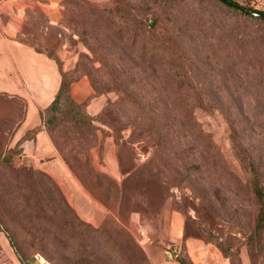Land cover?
Listing matches in <instances>:
<instances>
[{
    "label": "rangeland",
    "instance_id": "obj_1",
    "mask_svg": "<svg viewBox=\"0 0 264 264\" xmlns=\"http://www.w3.org/2000/svg\"><path fill=\"white\" fill-rule=\"evenodd\" d=\"M233 1L264 11V0ZM28 5L19 39L56 58L65 79L86 81L89 94L77 103L94 119L90 131L74 127L59 106L52 137L59 144L68 137L80 141L78 157L88 156L106 179L100 194L71 171L52 177L23 160L13 141L23 104L0 96V156L13 154L0 162V264H38L35 256L44 264H127L120 231L149 264H264V226H255L258 206L245 164L251 160L264 175V35L254 32L264 26L215 0ZM152 7L168 33L182 30L175 43L184 60L183 89L191 95L186 105L197 109L210 142L190 138L183 128L186 135L177 140L172 129L159 136L157 121L146 122L145 111L181 105L172 102L174 73L161 67V39L122 33L126 14ZM112 8V16L99 14ZM88 104L96 114L87 112ZM81 175L87 180V171ZM115 185L117 227L84 238L77 222L109 230L113 201L104 194Z\"/></svg>",
    "mask_w": 264,
    "mask_h": 264
},
{
    "label": "trees",
    "instance_id": "obj_2",
    "mask_svg": "<svg viewBox=\"0 0 264 264\" xmlns=\"http://www.w3.org/2000/svg\"><path fill=\"white\" fill-rule=\"evenodd\" d=\"M217 1L221 6L233 11L234 13L249 18L251 20H255L259 22L261 25L264 26V19L263 18H256L250 15H246L232 7H230L228 4H233L236 6H239L243 8L246 11H250L257 14L264 15V11L257 10L248 6H244L242 4H239L233 0H215ZM147 10H141L140 14L135 16H132L131 14H126L123 21L122 31L123 34L131 33L132 36H137V32L140 31V33L143 36H148L151 38L161 39V42L159 43V50H160V57H161V67L164 71L172 72L174 73V76L172 77L173 82L178 87L177 93L171 94L172 95V102L174 104H181L176 107H172L170 109H166L165 111L161 112L156 110H152L151 112L145 111L146 114H148L145 119L146 122H150V126L153 124V121H157L158 125L161 127L157 131V135H163L165 136L167 133L163 129H172V135L176 138L179 136L186 135L182 132L185 130L187 132V135L190 138H194V140H202L210 142L208 134H205L204 131L201 129L200 125L197 122V119L195 117V113L197 111L196 108L190 107L186 105L188 102L191 101V95L189 96L187 93H185L183 89L184 80L186 79V73L184 71V60L182 55L180 54V51L177 49V45L175 42L179 41V39H183L184 35H182V30H180L178 27L174 26L172 27V30L174 32L168 33V29L165 25L162 24V20L160 17V13L157 11L155 7H152ZM108 13L110 16L115 14L114 9L112 8L111 11H107L105 9H102L99 11V14L102 16ZM132 21L136 23L137 25L135 27L129 26V22ZM169 21L168 23H170ZM255 33H259L260 35H264V27H258L256 30H254ZM243 36H248L245 34H242L240 36V39H242ZM249 37V36H248ZM16 39L26 45L31 46L36 52L43 53L49 58H53L51 54H47L45 52H42L41 50L37 49L33 45L26 43L25 41H22L19 39L18 35L16 36ZM181 39V40H182ZM235 44H237L235 42ZM132 54L136 56L135 52L132 51ZM55 62H57L56 58H53ZM58 66V64L56 63ZM224 67V65H223ZM59 72L61 75V83L60 87L58 89V92L56 93L53 101L47 106L46 109H44L40 113L41 118V126L48 134L54 148L57 150L58 154L64 161V163L67 165L69 170L74 174V176L80 181V183L88 190L91 191L90 186L92 188L96 189V192L100 193V188L103 186V181L106 179L104 175L98 173V171L94 168L91 159L88 156H85L84 158L78 157V150L81 148V142L72 139L67 138L66 142L63 141L62 143H58L53 137V120H56L55 117V111H57L58 107L60 108V115L64 116L66 119V122L69 123L72 126L77 127H83L87 131L92 130V121L94 120L91 116H89L86 111L84 110V106L81 103H77L70 95V86L71 84L76 81L74 78L72 79H65V74L61 69L59 68ZM2 97H6L4 95H0ZM197 100L200 101V97H197ZM46 114H50V119H46ZM166 123V124H164ZM52 126V127H51ZM40 127L34 128L32 131H29L23 139H30L32 138L35 133L40 130ZM148 132V131H147ZM14 133V132H13ZM177 140V139H176ZM16 144H20V142H17ZM13 154L5 156H0V162L2 163H9L10 157ZM246 164V170L248 175L247 180V187L249 189L250 196L253 198V200L257 204V211L255 215V226L256 229H260L262 226H264V175L260 171L259 166L251 160ZM87 171L88 178L90 176V179L82 177L81 171ZM90 180V181H89ZM92 180V181H91ZM109 181V186H110ZM124 182V181H123ZM122 182V185H124ZM156 182V181H155ZM159 183V181L157 182ZM94 186V187H93ZM120 188L115 185V187L112 188L113 192L105 193L106 200H112L113 205L110 209L111 215L108 217L107 224H109V230L105 231V228H98L94 229L86 224H82L80 222H77L76 228L77 230H83L84 231V238L88 237V235L91 233L93 235L97 236V233H109L110 229L113 230V228H116L117 225L114 222V219L116 218V211L117 207L115 204H117V201H119L118 198V191ZM106 192H109L108 187L103 189ZM101 194V193H100ZM92 195L97 199L100 200L99 196H95L92 192ZM118 215H120V212H117ZM74 226H71L70 229L72 230ZM120 238L122 243V255L126 259L127 264H149L147 257L145 256L144 252L137 248L135 244L133 243V240L131 236L126 231H120ZM85 240V239H84ZM83 240V242H84ZM86 246V244H85ZM180 264H186L184 262H180Z\"/></svg>",
    "mask_w": 264,
    "mask_h": 264
},
{
    "label": "crops",
    "instance_id": "obj_3",
    "mask_svg": "<svg viewBox=\"0 0 264 264\" xmlns=\"http://www.w3.org/2000/svg\"><path fill=\"white\" fill-rule=\"evenodd\" d=\"M28 6V0H0V95L23 104L22 117L13 134L14 143L20 142L23 160L52 177L67 176L70 170L40 127V113L53 101L60 87L58 66L53 58L16 39ZM86 84L84 79L71 84L73 100L80 102L89 94L85 91ZM97 111L93 104H88L90 115ZM36 127L40 130L24 140Z\"/></svg>",
    "mask_w": 264,
    "mask_h": 264
},
{
    "label": "water",
    "instance_id": "obj_4",
    "mask_svg": "<svg viewBox=\"0 0 264 264\" xmlns=\"http://www.w3.org/2000/svg\"><path fill=\"white\" fill-rule=\"evenodd\" d=\"M230 7L246 14V15H250V16H253V17H256V18H263L264 19V15L262 14H257V13H253V12H250V11H246L244 10L243 8L239 7V6H236V5H233V4H228Z\"/></svg>",
    "mask_w": 264,
    "mask_h": 264
},
{
    "label": "built area",
    "instance_id": "obj_5",
    "mask_svg": "<svg viewBox=\"0 0 264 264\" xmlns=\"http://www.w3.org/2000/svg\"><path fill=\"white\" fill-rule=\"evenodd\" d=\"M35 260L38 264H44V261L41 259V257L35 256Z\"/></svg>",
    "mask_w": 264,
    "mask_h": 264
}]
</instances>
